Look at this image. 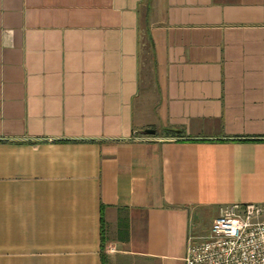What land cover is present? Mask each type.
I'll use <instances>...</instances> for the list:
<instances>
[{
	"label": "crops",
	"instance_id": "obj_1",
	"mask_svg": "<svg viewBox=\"0 0 264 264\" xmlns=\"http://www.w3.org/2000/svg\"><path fill=\"white\" fill-rule=\"evenodd\" d=\"M245 202L264 0H0V264H185Z\"/></svg>",
	"mask_w": 264,
	"mask_h": 264
},
{
	"label": "built area",
	"instance_id": "obj_2",
	"mask_svg": "<svg viewBox=\"0 0 264 264\" xmlns=\"http://www.w3.org/2000/svg\"><path fill=\"white\" fill-rule=\"evenodd\" d=\"M264 205L231 203L220 208L208 233L188 239L185 264H264Z\"/></svg>",
	"mask_w": 264,
	"mask_h": 264
},
{
	"label": "water",
	"instance_id": "obj_3",
	"mask_svg": "<svg viewBox=\"0 0 264 264\" xmlns=\"http://www.w3.org/2000/svg\"><path fill=\"white\" fill-rule=\"evenodd\" d=\"M144 133H146V134H154L155 130L147 128V129L144 130Z\"/></svg>",
	"mask_w": 264,
	"mask_h": 264
}]
</instances>
